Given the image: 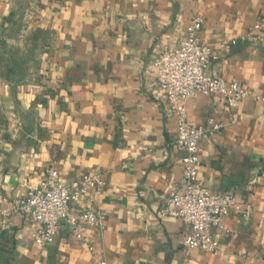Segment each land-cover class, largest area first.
<instances>
[{
  "label": "crops",
  "instance_id": "0c3cea01",
  "mask_svg": "<svg viewBox=\"0 0 264 264\" xmlns=\"http://www.w3.org/2000/svg\"><path fill=\"white\" fill-rule=\"evenodd\" d=\"M195 14L207 72L252 93L236 107L218 93L186 100L190 124L225 123L200 141L199 181L241 203L213 228L218 253L186 254L190 226L161 212L183 184L184 151L155 61ZM263 15L264 0H0L2 193L23 196L50 167L67 184L88 172L107 182L79 202L103 223L81 238L63 225L46 244L31 216L4 214L0 199V264H264V41L220 46Z\"/></svg>",
  "mask_w": 264,
  "mask_h": 264
},
{
  "label": "built area",
  "instance_id": "2783aa9c",
  "mask_svg": "<svg viewBox=\"0 0 264 264\" xmlns=\"http://www.w3.org/2000/svg\"><path fill=\"white\" fill-rule=\"evenodd\" d=\"M203 22V16L195 14L187 24L179 45L175 48L162 47L155 61L157 83L165 92L177 119L176 146L184 151L181 158L183 184L170 191L161 212L178 216L190 226L183 238L186 254L195 248L218 253L220 243L213 228H225L226 214L233 208L241 207L233 192L214 191L199 181L200 141L225 123L210 119L207 124H190L186 100L199 94L218 93L230 107H236L245 96L252 93L248 86L236 78L226 79L207 72L211 49L199 36ZM240 40L264 41V15L256 18L239 38L224 40L220 46L236 44ZM106 183L102 173L88 172L67 184L59 171L50 167L42 183L36 187L28 184L21 197L8 199L0 186V199L7 202L2 212H23L31 216L37 222L33 235L41 244L52 242L63 225H70L75 236L81 238L85 224H102L105 216L92 204L80 206L79 202L86 195L90 198L100 195ZM246 212L249 213V210Z\"/></svg>",
  "mask_w": 264,
  "mask_h": 264
}]
</instances>
